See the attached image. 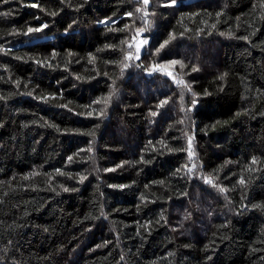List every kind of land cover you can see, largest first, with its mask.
Returning <instances> with one entry per match:
<instances>
[{
    "label": "trees",
    "instance_id": "1",
    "mask_svg": "<svg viewBox=\"0 0 264 264\" xmlns=\"http://www.w3.org/2000/svg\"><path fill=\"white\" fill-rule=\"evenodd\" d=\"M0 264H264V0H0Z\"/></svg>",
    "mask_w": 264,
    "mask_h": 264
},
{
    "label": "snow or ice",
    "instance_id": "2",
    "mask_svg": "<svg viewBox=\"0 0 264 264\" xmlns=\"http://www.w3.org/2000/svg\"><path fill=\"white\" fill-rule=\"evenodd\" d=\"M143 4L144 5H148L149 4V0H142ZM171 2L174 4L175 3V0H171ZM33 7H36L37 5L33 4L32 5ZM139 11V9H138ZM128 15H131V13H129ZM43 27H47V25H43ZM40 29H29V31H39ZM146 41H142V43H145ZM197 69H193V71H196ZM193 103H195V101H193ZM155 114V113H153ZM189 144L191 145V139L189 140ZM191 155V152L189 153ZM71 159V158H70ZM255 162V161H254ZM193 167H195V165H193ZM82 179H84L82 177ZM209 183H211V180L208 181ZM240 183H244L243 179H241ZM65 191H68V189H65Z\"/></svg>",
    "mask_w": 264,
    "mask_h": 264
},
{
    "label": "rangeland",
    "instance_id": "3",
    "mask_svg": "<svg viewBox=\"0 0 264 264\" xmlns=\"http://www.w3.org/2000/svg\"><path fill=\"white\" fill-rule=\"evenodd\" d=\"M142 41H144V39L142 37H140L136 40V46H135L136 57H139L141 52H142L143 44H144V43H142Z\"/></svg>",
    "mask_w": 264,
    "mask_h": 264
},
{
    "label": "bare ground",
    "instance_id": "4",
    "mask_svg": "<svg viewBox=\"0 0 264 264\" xmlns=\"http://www.w3.org/2000/svg\"><path fill=\"white\" fill-rule=\"evenodd\" d=\"M115 100V99H114ZM37 182V181H36Z\"/></svg>",
    "mask_w": 264,
    "mask_h": 264
}]
</instances>
